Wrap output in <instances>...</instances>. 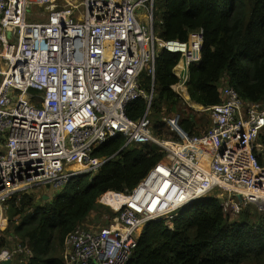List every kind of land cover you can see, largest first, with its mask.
Returning <instances> with one entry per match:
<instances>
[{"label":"built area","instance_id":"1","mask_svg":"<svg viewBox=\"0 0 264 264\" xmlns=\"http://www.w3.org/2000/svg\"><path fill=\"white\" fill-rule=\"evenodd\" d=\"M154 1L0 0V210L6 216L12 198L30 193L33 203L48 201L47 193L72 177L96 172L107 159L92 158L93 148L119 133L124 146L155 145L163 152L133 188L117 193L125 199L117 209L100 201L103 194L98 198L114 216H103L104 224L80 222L67 233L64 264H128L147 222L171 221L205 196L220 199L228 218L250 207L264 222V163L258 160L264 152L257 142L264 99L246 102L223 81L219 103L203 109L210 122L204 132L188 133L179 114L161 119L174 139L154 134L148 108L134 120L125 114L137 98L149 107L153 83L146 90L142 78H154L160 51L179 56L173 68L179 81L171 86L179 96L178 86L201 59L202 29L184 41L155 34ZM35 5L50 8L43 21L29 19ZM38 189L40 196L33 193ZM1 235L0 263H27L26 240Z\"/></svg>","mask_w":264,"mask_h":264},{"label":"trees","instance_id":"2","mask_svg":"<svg viewBox=\"0 0 264 264\" xmlns=\"http://www.w3.org/2000/svg\"><path fill=\"white\" fill-rule=\"evenodd\" d=\"M153 9L154 32L164 40L184 41L190 31L203 30L201 59L189 68L185 82L192 102L203 107L218 104L223 81L246 102L264 99V0H155ZM178 60V55L160 51L154 78H142L146 90L153 83L148 107L157 111L150 118L153 132L169 139L175 137L159 121L161 113L177 112L181 127L191 134L202 133L210 125L208 120L199 129L191 109L171 88L179 81L173 74ZM147 106L146 99L137 98L126 105L125 114L137 119ZM124 142L119 133L94 147L91 157L107 160L94 173L72 177L50 200L33 203L30 193L9 200V228L2 232L26 240L32 254L25 264H64L63 240L69 231L92 213L98 219L115 215L98 198L106 192L130 190L163 157L155 145L124 146ZM257 142L264 152V130ZM258 160L263 164L264 154ZM250 210L228 218L216 196L196 199L171 221L147 222L128 264H264V222L258 211ZM3 240L1 235L0 247Z\"/></svg>","mask_w":264,"mask_h":264},{"label":"rangeland","instance_id":"3","mask_svg":"<svg viewBox=\"0 0 264 264\" xmlns=\"http://www.w3.org/2000/svg\"><path fill=\"white\" fill-rule=\"evenodd\" d=\"M57 2H58V0H57ZM31 13L28 15V17H29V19L31 20V19H39V21H43L45 18H46V16H47V14L50 12V8H48V9H44V8H41V9H39L38 7H37V5H35V6H32V8H31ZM143 13H145V11H142L139 15L141 16ZM176 72H179V71H177L176 70ZM180 83H182V82H180ZM178 89L181 91V89H182V91H181V93L184 95V97H186V95L184 94V86L183 85H179L178 86ZM174 90V89H173ZM175 91V90H174ZM156 93H157V91H156ZM176 93V92H175ZM177 94V93H176ZM178 95V94H177ZM179 96V95H178ZM180 97V96H179ZM181 98V97H180ZM181 100H183L182 98H181ZM183 104L184 105H186L187 103H185L184 102V100H183ZM188 105V104H187ZM188 107L190 108V106L188 105ZM161 109H162V111L163 110H165V105H164V103L162 102L161 103ZM191 109V113H192V115H193V117L196 119V121H197V127L199 128V129H203L204 128V122H207L209 119H208V117H207V111H205V112H201V113H194L195 111L194 110H192V108H190ZM150 113H149V115H150V118H152V116L153 115H155V113H157V111L156 110H150L149 111ZM177 115L178 113L176 112V113H168V114H160V118H159V121L161 122L162 120V118L163 117H165V116H172V115ZM180 117H181V115H180ZM209 122V121H208ZM201 123V124H200ZM206 127H207V125H206ZM75 167H77V168H83L84 167V165L83 164H79V165H74ZM36 196H40V194H42V193H44V190L43 189H38V192H33ZM58 194V192H56V191H53V193L52 192H48L47 193V195H51L52 197H54L55 195H57ZM50 196V197H51ZM51 197V198H52ZM121 196L120 195H118L117 193H114V192H108V193H106L103 197H102V199H101V201L104 203V204H106V205H108V206H111V207H113L114 209H117L118 208V206L119 205H121V203H122V201H123V198H122V200H121ZM121 200V201H120ZM118 203H117V202ZM217 201L220 203V199H217ZM38 202H40V200L38 201ZM38 202H36V203H38ZM107 206V207H108ZM110 210H111V208H109ZM105 216V215H104ZM7 216H6V211H2V210H0V233H3L2 231L6 228V226H7V228H9V225H8V221H7ZM256 218L254 217L253 218V220H255ZM86 223L87 224H90V225H95V224H104L105 222H104V218H103V216H102V218L101 219H98V218H96V214L95 213H92V214H90L89 216H88V218L86 219Z\"/></svg>","mask_w":264,"mask_h":264},{"label":"crops","instance_id":"4","mask_svg":"<svg viewBox=\"0 0 264 264\" xmlns=\"http://www.w3.org/2000/svg\"><path fill=\"white\" fill-rule=\"evenodd\" d=\"M187 79H188V74H187ZM187 81V80H186ZM185 81V82H186ZM183 86H184V94L187 96V99L184 97V95L182 94V93H180V97L184 100V102L185 103H187L189 106H190V108H192V110H194L195 112L194 113H201V112H204V108L205 107H203L202 105H200V104H198V105H200V106H202V109H201V107H199L198 105H197V103H195V102H192L191 100H190V98H189V96H188V92H187V89H186V85H185V83L183 84ZM191 103H193V104H195L196 106H197V108H193L192 106H191ZM208 117V116H207ZM107 193V192H106ZM104 195V194H103ZM102 195V196H103ZM101 196V197H102ZM122 200V199H121ZM120 200V201H121ZM100 201H101V199H100ZM117 202V201H116ZM119 202V201H118ZM117 202V203H118Z\"/></svg>","mask_w":264,"mask_h":264},{"label":"water","instance_id":"5","mask_svg":"<svg viewBox=\"0 0 264 264\" xmlns=\"http://www.w3.org/2000/svg\"><path fill=\"white\" fill-rule=\"evenodd\" d=\"M147 108H148V106H147ZM45 200H47V196H45V197H43ZM0 264H8V262H5V263H0Z\"/></svg>","mask_w":264,"mask_h":264},{"label":"bare ground","instance_id":"6","mask_svg":"<svg viewBox=\"0 0 264 264\" xmlns=\"http://www.w3.org/2000/svg\"><path fill=\"white\" fill-rule=\"evenodd\" d=\"M181 90H182V89H181ZM201 109H202V108H201ZM120 196H121V195H120ZM121 197H122V196H121ZM122 198H123V197H122ZM122 198H121V199H122ZM124 201H125V199L123 198V201H122L121 205L124 203Z\"/></svg>","mask_w":264,"mask_h":264}]
</instances>
